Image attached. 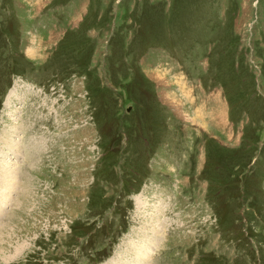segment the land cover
<instances>
[{"label": "rangeland", "instance_id": "rangeland-1", "mask_svg": "<svg viewBox=\"0 0 264 264\" xmlns=\"http://www.w3.org/2000/svg\"><path fill=\"white\" fill-rule=\"evenodd\" d=\"M0 184V264H264V0H0Z\"/></svg>", "mask_w": 264, "mask_h": 264}, {"label": "bare ground", "instance_id": "bare-ground-1", "mask_svg": "<svg viewBox=\"0 0 264 264\" xmlns=\"http://www.w3.org/2000/svg\"><path fill=\"white\" fill-rule=\"evenodd\" d=\"M10 148H13V146ZM14 158V156H13ZM14 158L13 159V167L15 168V162L18 161ZM4 174L6 175L7 178H9V174L10 172L5 170L4 171ZM5 179V178H4ZM14 179V178H13ZM5 182H9V180H6ZM1 185V184H0ZM5 190V189H4ZM2 197V196H1ZM5 205L7 204V202L5 201L4 202ZM3 204L0 206V211L3 209ZM3 227V226H2ZM156 243V240L153 238V239H150L149 242L147 240H143L141 241L139 244H138V248L135 250L134 254L131 256V258L129 259V261H127L126 263L124 262H119L117 261L115 264H146V257L149 258V256L151 254H153L154 252V249H157L155 248L154 244ZM5 247V246H4ZM152 247V248H151ZM154 247V249H153ZM134 248V246H132V249ZM142 249V250H141ZM150 254H149V252ZM148 252V253H147ZM136 255V256H134ZM124 261V260H123Z\"/></svg>", "mask_w": 264, "mask_h": 264}]
</instances>
